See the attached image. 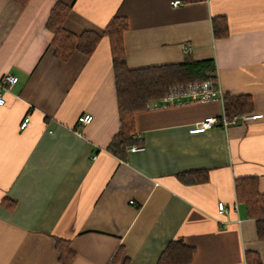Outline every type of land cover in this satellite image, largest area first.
I'll return each instance as SVG.
<instances>
[{"label": "crops", "instance_id": "0c3cea01", "mask_svg": "<svg viewBox=\"0 0 264 264\" xmlns=\"http://www.w3.org/2000/svg\"><path fill=\"white\" fill-rule=\"evenodd\" d=\"M57 1L71 6L64 26L75 34L127 18L130 69L181 64L186 47L195 61H215L224 95L251 97L263 117L192 134L221 116L219 101L153 102L136 115L142 149L115 157L110 40L91 57L59 60L46 27ZM223 17L230 33L216 38L213 20ZM6 75L15 82L0 106V264H158L178 240L194 249L189 264H247L248 253L264 264V240L235 189L237 178L256 177L264 194V0H0ZM83 115L93 121L80 127ZM202 172L206 181L180 177ZM58 241L74 252L69 261Z\"/></svg>", "mask_w": 264, "mask_h": 264}, {"label": "trees", "instance_id": "16d2710c", "mask_svg": "<svg viewBox=\"0 0 264 264\" xmlns=\"http://www.w3.org/2000/svg\"><path fill=\"white\" fill-rule=\"evenodd\" d=\"M26 6L30 0H12ZM72 8L60 1L53 7L47 21V29L54 35L52 46L55 56L64 62L69 61L78 52L88 57L94 55L102 38L110 40L112 62L116 84L121 127L111 142L108 151L115 157L126 160L128 151L143 142L137 141L136 115L147 110L151 103L162 101L171 87L187 84H202L206 81H217V66L213 60L195 61L191 51L184 54L181 64L130 69L126 61L124 36L130 29L127 18L115 17L102 34L85 31L75 34L67 30L64 23ZM213 33L216 38H225L230 30L226 19L213 20ZM225 111L228 117L253 111L254 104L249 96H224ZM185 182L195 183L207 180V173H189L180 176ZM259 180L256 177L237 178L235 189L237 202L246 208L248 217L257 224V237L264 240V194L258 190ZM15 203L8 206L13 207ZM57 248L62 259L69 261L74 252L65 241H58ZM194 249L182 240L172 242L163 253L158 264H189ZM69 263V262H66ZM111 264H119L113 260ZM122 264H128L125 261ZM247 264H263L258 255L248 253Z\"/></svg>", "mask_w": 264, "mask_h": 264}, {"label": "built area", "instance_id": "2783aa9c", "mask_svg": "<svg viewBox=\"0 0 264 264\" xmlns=\"http://www.w3.org/2000/svg\"><path fill=\"white\" fill-rule=\"evenodd\" d=\"M174 7H178L181 5L179 1H176L172 4ZM186 51H191L189 47L185 48ZM217 81H206L202 84H187V85H177L171 87L168 90V94L162 99V102L166 106H176L180 104H184L186 102L194 103V102H211V101H219L222 104L223 111L220 117H210L207 118L200 123H198L192 130V134L196 133H204L212 127L219 126L223 129H228L231 126L239 125L240 123H246L252 120H258L263 117L260 114H254L252 112L245 114H235L231 117H228L225 111V100L224 93L222 91L219 77L217 73ZM15 82V78L11 75L4 76L0 81V106H4L6 104V100L3 97V91H6L8 87L13 85ZM93 121V117L91 115H83L79 118L78 124L80 127L87 126ZM29 120L26 119L22 124V128H25L28 124ZM137 141L142 142V138L137 136ZM142 148L138 146L132 147L130 152H138ZM238 206L236 205V209ZM227 209L223 203H219V212L221 214L226 213Z\"/></svg>", "mask_w": 264, "mask_h": 264}]
</instances>
